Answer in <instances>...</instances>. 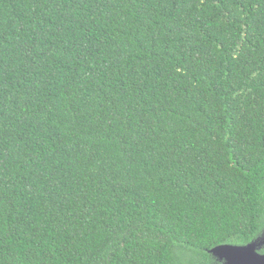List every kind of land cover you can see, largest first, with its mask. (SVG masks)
<instances>
[{"label": "trees", "instance_id": "trees-1", "mask_svg": "<svg viewBox=\"0 0 264 264\" xmlns=\"http://www.w3.org/2000/svg\"><path fill=\"white\" fill-rule=\"evenodd\" d=\"M263 233L264 0H0V264Z\"/></svg>", "mask_w": 264, "mask_h": 264}, {"label": "water", "instance_id": "water-1", "mask_svg": "<svg viewBox=\"0 0 264 264\" xmlns=\"http://www.w3.org/2000/svg\"><path fill=\"white\" fill-rule=\"evenodd\" d=\"M264 233L246 244H219L210 253L223 264H264Z\"/></svg>", "mask_w": 264, "mask_h": 264}, {"label": "clouds", "instance_id": "clouds-1", "mask_svg": "<svg viewBox=\"0 0 264 264\" xmlns=\"http://www.w3.org/2000/svg\"><path fill=\"white\" fill-rule=\"evenodd\" d=\"M262 251H264V250H262Z\"/></svg>", "mask_w": 264, "mask_h": 264}]
</instances>
